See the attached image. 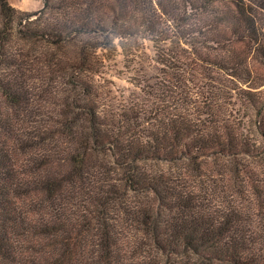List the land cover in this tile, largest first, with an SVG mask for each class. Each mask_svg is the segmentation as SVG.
I'll list each match as a JSON object with an SVG mask.
<instances>
[{
	"label": "trees",
	"instance_id": "1",
	"mask_svg": "<svg viewBox=\"0 0 264 264\" xmlns=\"http://www.w3.org/2000/svg\"><path fill=\"white\" fill-rule=\"evenodd\" d=\"M42 1L0 0V264H264V6Z\"/></svg>",
	"mask_w": 264,
	"mask_h": 264
},
{
	"label": "rangeland",
	"instance_id": "2",
	"mask_svg": "<svg viewBox=\"0 0 264 264\" xmlns=\"http://www.w3.org/2000/svg\"><path fill=\"white\" fill-rule=\"evenodd\" d=\"M12 7L19 12L36 11L42 8V0H8ZM257 6H264V0H246ZM132 49L135 48V52L138 55L136 62L128 63L130 70L128 72L123 68V61L125 57L121 54L120 50L104 52L105 55L110 57V61L107 62L109 69H107L106 77L109 82L102 87V99L103 102H107L108 105H118V101L127 99L132 91L131 85L126 81L127 77H132L136 73H142L149 76L158 73V66L153 61V50L149 42L135 41ZM132 57V56H131ZM133 58V57H132ZM129 69V68H128ZM260 72L264 73V68H261Z\"/></svg>",
	"mask_w": 264,
	"mask_h": 264
}]
</instances>
